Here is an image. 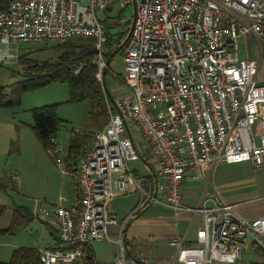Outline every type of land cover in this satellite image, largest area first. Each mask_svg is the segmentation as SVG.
Masks as SVG:
<instances>
[{
	"label": "built area",
	"instance_id": "2783aa9c",
	"mask_svg": "<svg viewBox=\"0 0 264 264\" xmlns=\"http://www.w3.org/2000/svg\"><path fill=\"white\" fill-rule=\"evenodd\" d=\"M111 4L117 12L133 5L123 43L126 75H117L123 92L110 100L107 90V122L77 157L75 205L33 211L57 229L56 244L40 249L43 264H148L129 252L123 231L134 213L153 204L172 210L170 264L234 263L253 245L264 253V217H239L208 187L195 201L181 192L187 179L204 178L220 161L264 165L260 60L240 55L245 36L264 41V0H10L0 8V43L6 46L0 62L13 57L12 43L93 37L96 75L103 81V17ZM145 147L150 175L130 166ZM133 190L138 203L114 239L109 225L118 221L111 202ZM197 213L203 222L189 240L188 227L179 224L186 217L191 225ZM94 241L117 243L116 258L89 257Z\"/></svg>",
	"mask_w": 264,
	"mask_h": 264
},
{
	"label": "rangeland",
	"instance_id": "374dc122",
	"mask_svg": "<svg viewBox=\"0 0 264 264\" xmlns=\"http://www.w3.org/2000/svg\"><path fill=\"white\" fill-rule=\"evenodd\" d=\"M132 15V4L119 12L115 11L114 4H111L103 17V23L109 27L111 34L123 32L130 27L126 22L131 20ZM5 48L6 46L0 43V49ZM9 52L13 55L11 60L0 62V86H4L8 96L12 97L16 94L14 91L16 85L24 78V65L19 61V56L26 53L38 61H54L59 49L55 43L19 42L10 44ZM122 55V49L117 51L112 56L109 67L104 59L107 67L102 69L101 75L104 78L107 71V84L113 97L123 92L121 86L119 89L116 88L121 84L117 75L123 77L126 75ZM68 98V84L56 81L23 92L17 105L0 107V225L7 228V231L0 232L1 262H8L15 248L27 246L44 249L52 246L55 241V236L51 233L54 231L51 228L55 227L54 225L38 218L28 220L25 216H18L15 212L17 206H27L35 211L40 207L61 204L60 197L63 195L70 199L74 196L73 174L68 169L69 165L64 160L62 152L53 153L45 149L32 128V108L57 102L59 103L57 114L62 119L55 139L57 147L66 149L72 134L83 136L98 128L99 125L92 124L89 120L90 103L68 102ZM140 144L143 146L144 141L141 140ZM143 154L138 160L131 161L130 166L136 168L140 174H150L151 169ZM208 177L209 173H206L204 178L195 180L200 181L204 187ZM194 189L199 191L197 188ZM134 202H136V194L122 195L112 200V210L116 212L118 221L117 224L109 225V234L114 239L119 237V228L123 222L122 215L129 211ZM68 203L63 202V204ZM198 222L197 217L191 229H194ZM186 224L182 221L179 224L180 229H184ZM126 242L129 252L138 257H145L151 264L166 255H173L175 250L165 239H157L153 236L145 240L126 239ZM91 245L96 260L109 261L119 252L115 242L94 241ZM214 264H250V262L246 250L243 249L242 256L234 263L215 261Z\"/></svg>",
	"mask_w": 264,
	"mask_h": 264
},
{
	"label": "trees",
	"instance_id": "16d2710c",
	"mask_svg": "<svg viewBox=\"0 0 264 264\" xmlns=\"http://www.w3.org/2000/svg\"><path fill=\"white\" fill-rule=\"evenodd\" d=\"M9 1L0 0V8H7ZM126 23L131 24V20ZM108 28L106 27L107 40L103 44L102 54L109 67L112 56L121 49L123 52L122 44L129 28L126 31L114 34H111ZM55 45L58 47L59 52L54 61H38L29 57L26 53L19 56V61L24 65V78L16 85L14 89L16 94L12 97L8 96L4 86H0V107H12L19 104L23 92L38 89L56 81L66 82L69 89L67 101H88L90 103V122L99 125L96 129L102 128L108 117L107 90L110 94L108 95L110 100L112 99V91L108 88L107 71L103 81L99 80L96 75L99 70V51L95 47V39L93 37L76 36L62 43H55ZM12 72L14 73V71ZM58 104L57 102L32 108V128L41 145L47 150L57 146L55 139L62 124V119L57 114ZM94 130L85 133L83 136L71 135L70 143L66 148L68 150V162L72 161L76 165L78 155L83 149H86V145L91 143ZM135 172L138 174L136 170ZM144 209L134 213L132 217L138 215ZM15 212L18 216H25L28 220L35 218L33 211L27 206L19 205L16 207ZM5 231H7V228L0 225V232ZM125 232L126 229L124 228V235ZM126 243L128 246V242ZM260 252L262 251L260 250ZM88 253L90 257V250ZM0 264H43V261L39 248L21 246L13 250L11 259L8 262L0 261Z\"/></svg>",
	"mask_w": 264,
	"mask_h": 264
},
{
	"label": "crops",
	"instance_id": "0c3cea01",
	"mask_svg": "<svg viewBox=\"0 0 264 264\" xmlns=\"http://www.w3.org/2000/svg\"><path fill=\"white\" fill-rule=\"evenodd\" d=\"M240 55L242 57H249L260 60V68L257 79L260 83L264 84V41H260L254 35L245 36L240 41ZM120 86L122 87V84L116 86V88L119 89ZM88 146L89 144L86 145L85 148H87ZM66 150L67 149H65V152L62 154L64 160L69 165L68 169L73 174L74 196L71 199L65 195L61 196L60 203L66 207H71L78 201V192L76 190V165L72 161L68 162V150ZM58 152L62 151L58 150L55 153ZM149 153V149L140 150V154H143L145 160L148 157L147 154ZM134 169L138 172L136 168ZM150 174L143 173L142 175ZM114 176L117 177V173H115ZM207 187L208 189L215 191L223 202L231 204L233 206L235 214L239 217L245 219L264 217V165L254 166L248 162L226 163L224 161H220L214 171L209 172V177L205 182L204 187L198 180L187 179L182 184L181 192L188 200L195 201L206 190ZM194 188L199 189L200 192ZM129 194H136V202L133 203L134 205L126 214L122 215V221L129 217V215L136 208L139 200V193L136 190H133L128 193L115 196L119 197ZM63 202L69 203L63 204ZM113 212L116 215V212L114 210ZM197 217L199 219V222L194 229H191L192 224L194 220L197 219ZM182 221H185L187 223L185 228L188 227L189 240H194L196 230L202 225L203 222L202 215L200 213L194 215L191 225H189L186 217H184ZM51 228L54 230L51 231V233L55 236V241L52 245H55L57 242V229L56 226H52ZM125 229V237L127 240H145L147 237L153 236L157 239H165L169 244V239L174 232L172 223V210L161 204L150 205L138 215L131 217L126 224ZM247 249L245 250L246 255H248L250 264H264V253L260 252L259 247L253 245ZM90 252L91 256L95 258L92 245L90 246ZM174 254L175 250L173 252V255H166L163 258L158 259L154 264H168ZM117 255L118 253H115L114 258L109 261L114 260ZM138 258L145 259L148 264H151L145 257Z\"/></svg>",
	"mask_w": 264,
	"mask_h": 264
},
{
	"label": "water",
	"instance_id": "95a60500",
	"mask_svg": "<svg viewBox=\"0 0 264 264\" xmlns=\"http://www.w3.org/2000/svg\"><path fill=\"white\" fill-rule=\"evenodd\" d=\"M123 43H124V41H123ZM122 46H123V44H122Z\"/></svg>",
	"mask_w": 264,
	"mask_h": 264
}]
</instances>
